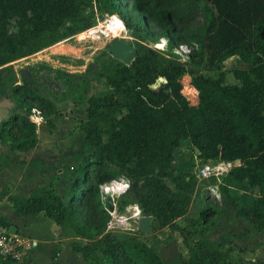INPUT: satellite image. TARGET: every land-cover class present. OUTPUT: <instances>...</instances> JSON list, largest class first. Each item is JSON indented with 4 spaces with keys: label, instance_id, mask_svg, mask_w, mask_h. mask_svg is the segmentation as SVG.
I'll return each instance as SVG.
<instances>
[{
    "label": "trees",
    "instance_id": "1",
    "mask_svg": "<svg viewBox=\"0 0 264 264\" xmlns=\"http://www.w3.org/2000/svg\"><path fill=\"white\" fill-rule=\"evenodd\" d=\"M199 1L206 9L207 21L198 42L208 54L207 65L218 70L217 75L188 68L162 54L154 55L147 45L138 44L130 63L115 57L100 63L97 75L105 78L113 91L91 94L89 80L78 86L65 76L68 97L75 103H87V119L80 128L90 148L77 166L65 165L70 173L69 199L53 184L29 195L14 194L7 186L0 191V201L9 199L16 215L34 219L43 212L57 225L68 226L78 236L90 239L74 247L82 253L85 264H100L101 259L108 264H168L158 245L145 242L139 229L122 239L105 228L92 230L75 217L74 201L86 195L83 202L87 203L99 195L100 185L110 178L111 174L103 170L105 166L130 179L131 199L140 206L142 215L151 216V230L170 228L184 236L189 257H181L182 264H237L229 249L222 250L206 238L191 244L185 227L178 222L188 214L199 191L196 174L177 170L173 162L183 138L191 139L202 160L241 161L222 178L219 190L234 205L237 215L248 218L264 233V0ZM93 2L0 0V66L91 27L84 7ZM155 6L157 23L169 36L172 13L157 2ZM130 8L133 13L127 15L122 7L120 16L128 27L140 29L145 15L139 12V5ZM13 19L17 29L12 32L9 24ZM231 56L248 64L231 70L241 84L227 83L226 71L221 67ZM186 73L198 90V104H190L182 93L181 79ZM60 76L64 77L63 73ZM159 79L164 82L155 88ZM8 90L9 84L0 71V96L7 95ZM13 93L15 107L9 118L0 122V139L12 150L30 151L40 140L37 123L31 117L37 112L33 113V107L24 100L46 110L48 117L54 108L46 96L29 85L16 84ZM46 124L51 130L55 126L51 118ZM242 180L259 189L252 204L232 193L231 184ZM1 225L10 226L6 217L0 216ZM239 235L249 236V228ZM17 263L15 258L0 255V264Z\"/></svg>",
    "mask_w": 264,
    "mask_h": 264
},
{
    "label": "rangeland",
    "instance_id": "2",
    "mask_svg": "<svg viewBox=\"0 0 264 264\" xmlns=\"http://www.w3.org/2000/svg\"><path fill=\"white\" fill-rule=\"evenodd\" d=\"M156 2L172 13L168 22L171 32L169 36L157 23ZM116 4L119 5L117 8L114 7ZM134 4L139 5V12L145 15V23L140 29L128 27L119 13L122 7L127 15L133 13L130 7ZM84 15L91 19V27L65 38L67 40L62 44L0 66V71L9 84L8 93L4 97L16 99L13 93L14 85L25 84L52 102L54 112L48 117L46 110L39 108L31 100H24L26 105L33 107V113L37 112V115L32 114L31 117L39 118V122L34 120L39 127L40 142L36 148L24 155L26 160L20 164H27L24 167L26 169L30 167L33 181L29 190L40 192L53 184L65 199H69L70 184V173L65 165L77 166L82 157L90 151L84 141V132L80 128L81 122L87 119V104L75 103L68 97L70 90L65 76L70 77L78 86L84 80H89L91 94L113 91L106 79L97 75V71L102 60L114 57L111 49L119 41L134 46L130 60L136 54L137 45L145 44L154 55L162 54L177 59L188 68L205 74H218V70L207 65L208 54L199 46L198 37L204 31L207 21L206 9L199 0H94L93 5L84 7ZM114 16L123 21V29L119 34L104 32L107 21ZM16 22V19L10 21V31H16ZM97 26L100 27L99 32L89 33L90 29ZM161 43L165 44L163 48L158 47ZM247 66L248 64L238 56H231L223 62L221 67L226 71L227 83L241 84L231 70ZM61 73L64 77L60 76ZM162 82L164 79H159L154 87L158 88ZM181 82L186 100L190 104H198V90L192 83L191 75L186 73ZM18 97L22 98L21 95ZM20 112L26 113L21 109ZM48 118L55 123L52 130L46 124ZM173 162L177 170L193 172L198 178V194L195 195L188 214L178 221L185 227L188 241L193 244L197 239L206 238L222 250L229 249L237 264H264V233L258 231L248 218L237 215L234 205L226 200L219 190L222 178L241 161L202 160L191 139L183 138L174 152ZM103 170L111 174L110 178L100 185L99 195L87 203L83 202L88 197L86 195L74 201L77 209L75 217L92 230L105 228L124 239L137 233L142 214L133 218L131 212L127 211L129 206L134 204L131 199L130 179L124 174L113 173L111 166H105ZM122 177L130 182L129 188L122 194L116 196L114 193L103 192V185ZM231 190L246 204H252L254 198L259 195L258 187L251 186L247 180L233 182ZM9 210L7 203L0 208V211L6 214ZM106 213L109 216H106ZM193 218L198 221L192 222ZM26 219L30 220L28 217ZM56 226L57 224L46 216L31 219L29 227L34 232V237L39 240V246L33 248V264H52L51 260L60 251V261H66L70 258L69 251H75L74 247L85 245L90 240L78 236L68 226L62 229ZM245 228H249L250 235L240 236L239 233ZM52 235L57 239L51 240L54 243L49 248L48 240ZM63 238L67 239L62 241L61 250L58 240ZM142 239L148 244H157L159 253L168 264H182L180 258L189 257L184 236L179 231H172L170 228L157 232L151 230L150 233L144 234ZM28 253L29 249L25 248L17 264H27ZM100 264L108 263L102 260Z\"/></svg>",
    "mask_w": 264,
    "mask_h": 264
},
{
    "label": "crops",
    "instance_id": "3",
    "mask_svg": "<svg viewBox=\"0 0 264 264\" xmlns=\"http://www.w3.org/2000/svg\"><path fill=\"white\" fill-rule=\"evenodd\" d=\"M14 107H15V103L11 98L0 96V122L9 118L11 114V110ZM38 131H39V127H38ZM28 152L29 151L12 150L10 149L9 144L2 143L0 139V191L4 187L7 186L9 187L11 192L14 194L29 195L35 192L33 190H29L30 184L33 181L32 176H31L32 174H31L30 167L26 169L24 167L27 164H20V162H23L24 159L26 160V158H23V157ZM4 203H7L8 207H10L8 214H6L4 211H0V216L6 217L10 223V226L5 227V228L8 231L16 232V234L20 236L21 240L25 243L26 247L29 249V253L27 257V264H33L35 263L33 259L34 257L33 248L35 249L37 246H39V240L36 237H34V232H32L31 228L29 227L30 221L32 218H30L29 220V219H26L25 216L16 215L12 202L7 198L0 201V208ZM42 216H45L43 212L38 214L37 216L38 218L36 217L34 218V220L39 219ZM56 227L59 229H62L67 226L63 227V226L57 225ZM52 239L55 240L57 239V237L54 235L50 237V239L48 240L49 248L54 243L51 241ZM66 239L67 238L58 240L61 250H62V247H61L62 241ZM69 255H70L69 259L61 262L60 261L61 251H60V253H58V255H55L54 259L51 260V263L52 264H85L86 263L82 253L79 251H76V250L73 252L69 251Z\"/></svg>",
    "mask_w": 264,
    "mask_h": 264
},
{
    "label": "built area",
    "instance_id": "4",
    "mask_svg": "<svg viewBox=\"0 0 264 264\" xmlns=\"http://www.w3.org/2000/svg\"><path fill=\"white\" fill-rule=\"evenodd\" d=\"M16 232L8 231L5 226H0V255L7 258H15L18 262L21 260L24 249L27 248Z\"/></svg>",
    "mask_w": 264,
    "mask_h": 264
},
{
    "label": "water",
    "instance_id": "5",
    "mask_svg": "<svg viewBox=\"0 0 264 264\" xmlns=\"http://www.w3.org/2000/svg\"><path fill=\"white\" fill-rule=\"evenodd\" d=\"M134 49V46L132 44H127L123 41L116 42L114 46L111 49L112 55L125 62L130 63L132 59L135 57V55L130 60V56L132 54V51ZM138 229L142 231L144 234H148L151 231V216L142 215L139 219V226Z\"/></svg>",
    "mask_w": 264,
    "mask_h": 264
},
{
    "label": "clouds",
    "instance_id": "6",
    "mask_svg": "<svg viewBox=\"0 0 264 264\" xmlns=\"http://www.w3.org/2000/svg\"><path fill=\"white\" fill-rule=\"evenodd\" d=\"M122 21L118 22V26H122ZM166 43V42H165ZM165 46L164 43H161L158 45V47L163 48ZM34 119L39 122V118L34 117ZM129 181L126 178H120L119 180H113L110 184H106L102 186V190L104 193L107 194H115L116 196H119L122 194L125 190L129 188ZM127 211L131 212V217H139L141 214V208L138 204L130 205Z\"/></svg>",
    "mask_w": 264,
    "mask_h": 264
},
{
    "label": "bare ground",
    "instance_id": "7",
    "mask_svg": "<svg viewBox=\"0 0 264 264\" xmlns=\"http://www.w3.org/2000/svg\"><path fill=\"white\" fill-rule=\"evenodd\" d=\"M122 21L118 16H114L113 18L109 19L106 23L107 25V28L105 30H103L104 32H114V33H117L119 34L121 31V29H123V25L124 23H122V26H118V22ZM123 22V21H122ZM100 29V27H94L93 29H90L89 30V33H94L96 31H98ZM99 32V31H98ZM84 33V32H82ZM90 37V36H89ZM67 39H64V40H61L59 41L58 43L50 46V47H54V46H57L59 44H62L66 41ZM49 48V47H48Z\"/></svg>",
    "mask_w": 264,
    "mask_h": 264
}]
</instances>
